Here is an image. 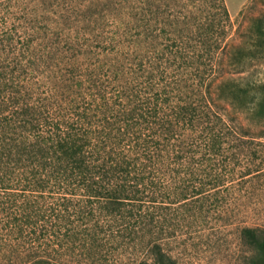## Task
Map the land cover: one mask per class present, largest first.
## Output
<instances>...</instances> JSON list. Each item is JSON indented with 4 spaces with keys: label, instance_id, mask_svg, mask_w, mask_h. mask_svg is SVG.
<instances>
[{
    "label": "trees",
    "instance_id": "trees-1",
    "mask_svg": "<svg viewBox=\"0 0 264 264\" xmlns=\"http://www.w3.org/2000/svg\"><path fill=\"white\" fill-rule=\"evenodd\" d=\"M248 20L237 43L225 0H0L5 262L183 264L177 230L238 211L264 177ZM236 230L264 264V221Z\"/></svg>",
    "mask_w": 264,
    "mask_h": 264
},
{
    "label": "rangeland",
    "instance_id": "rangeland-1",
    "mask_svg": "<svg viewBox=\"0 0 264 264\" xmlns=\"http://www.w3.org/2000/svg\"><path fill=\"white\" fill-rule=\"evenodd\" d=\"M225 3L232 21L229 39L239 43L245 37L240 32L249 23V17L264 13V0H225ZM257 77L264 78V64L258 66ZM245 187L241 191L247 190L248 193L240 201L243 204L238 211L234 208L224 216L210 215L207 222L195 230H177L174 238L168 239L165 248L183 264H246L245 257L250 251L241 243L236 226L264 221V177ZM2 216L0 213V217ZM143 252L139 247L127 249L113 260L101 264H137L138 259L144 255ZM0 264H8L5 262V227L2 221Z\"/></svg>",
    "mask_w": 264,
    "mask_h": 264
}]
</instances>
